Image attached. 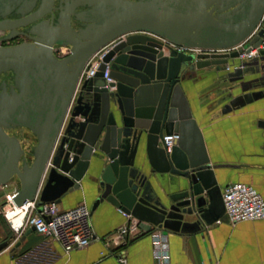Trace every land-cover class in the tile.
<instances>
[{"label":"water","instance_id":"1","mask_svg":"<svg viewBox=\"0 0 264 264\" xmlns=\"http://www.w3.org/2000/svg\"><path fill=\"white\" fill-rule=\"evenodd\" d=\"M51 1L45 12L0 22L3 32L33 25L29 43L0 47V76L12 74L10 84L0 82V188L17 181L13 207L60 204L85 178L97 192L93 210L107 204L146 233H195L216 222L224 206L215 171L227 166L210 163L184 83L213 68L237 84L222 114L264 96V0H77L54 25L41 20ZM119 38L93 77L80 79L89 59ZM163 40L231 51L187 54ZM60 48L68 53L56 56ZM247 75L257 77L244 82ZM252 84L262 90L250 92ZM8 130L35 138L31 161Z\"/></svg>","mask_w":264,"mask_h":264},{"label":"crops","instance_id":"2","mask_svg":"<svg viewBox=\"0 0 264 264\" xmlns=\"http://www.w3.org/2000/svg\"><path fill=\"white\" fill-rule=\"evenodd\" d=\"M195 73L184 83V92L210 163L227 166L215 171L221 198L226 185L239 182L252 186L264 200V96L222 114L233 97L228 89L237 84L223 82L213 68ZM256 77L247 75L244 82ZM253 85L250 92L262 90ZM96 196L84 178L79 190L57 204L61 211L79 204L89 208L95 239L86 248L65 253L58 243L29 228L20 234L10 231L0 244L7 240L0 264H121V256L125 264H154L149 234L153 229L118 244L111 236L131 217L107 204L93 210ZM193 220L185 217L187 222ZM217 221L195 233L167 232L170 264H264V220L231 224L223 213Z\"/></svg>","mask_w":264,"mask_h":264},{"label":"built area","instance_id":"3","mask_svg":"<svg viewBox=\"0 0 264 264\" xmlns=\"http://www.w3.org/2000/svg\"><path fill=\"white\" fill-rule=\"evenodd\" d=\"M256 29L252 35L246 39L242 44L232 50H238L247 43L256 33ZM154 37L153 35H150ZM123 38V37H122ZM122 38H119L109 45L103 47L96 52L87 62L80 79L91 78L95 74L100 62L109 48ZM171 49L194 54H207V55H219L227 54L231 50H201L192 49L182 46H176L168 43ZM57 50L59 56H64L67 53L65 51ZM262 47L254 49L249 55H243L241 58H252L258 54V51ZM228 70V69H226ZM108 67L104 73V80L106 85L111 82L108 77ZM177 136H167L164 138V144L167 149L171 147L173 138ZM17 190L7 194L5 201L9 208H13L12 198ZM222 202L224 206V214L231 224H236L246 221L264 220V200L261 195L252 186L244 183H231L226 185L222 192ZM41 211L37 210L35 203H30L24 207V214L20 224L14 227L11 220L5 214V218L10 224L12 231L15 234H20L27 228H34V232L40 236L50 238L62 248L65 253H69L73 250H79L86 248L94 239V233L91 225V212L85 204H79L69 210H59L57 204L46 203L41 205ZM22 210V209H21ZM20 211V210H19ZM219 223V221H217ZM144 234V231L139 227V222L131 218L126 224L118 227L115 233L111 236L118 244H126L128 240L136 238ZM153 244V260L154 264H170V256L168 250V234L163 229H153L149 233ZM121 264L126 263L124 256L119 257Z\"/></svg>","mask_w":264,"mask_h":264},{"label":"flooded vegetation","instance_id":"4","mask_svg":"<svg viewBox=\"0 0 264 264\" xmlns=\"http://www.w3.org/2000/svg\"><path fill=\"white\" fill-rule=\"evenodd\" d=\"M50 0H0V22L2 21H10L16 22L28 17L29 15L39 12V11H46L44 4L49 3ZM67 1L69 3H67ZM77 0H52L50 4V8L48 9L49 12L41 19L42 21H48V23L54 25L57 23L58 17L68 5L75 4ZM91 8L82 7L75 9V12H85ZM33 26L24 25L23 27H19L16 29H10L7 31H0V47L9 48L13 46L20 45L22 43H29L30 40L28 39V30ZM71 26L72 28L76 29L79 28L80 25L74 21L73 17L71 18ZM65 49V48H64ZM68 53V49H67ZM66 53V54H67ZM55 55L57 56V51H55ZM12 74L7 72L0 76V82H5L6 84L11 83ZM15 130H8L7 134L10 136L16 137L12 132ZM18 138V137H17ZM19 139V138H18ZM35 139V138H34ZM20 141V140H19ZM21 147L24 150L22 143L20 141ZM33 150V149H32ZM31 150V153H32ZM24 155L26 157V152L24 150ZM26 161L29 162L26 158ZM17 181L14 179L11 183ZM18 188V183H17Z\"/></svg>","mask_w":264,"mask_h":264},{"label":"rangeland","instance_id":"5","mask_svg":"<svg viewBox=\"0 0 264 264\" xmlns=\"http://www.w3.org/2000/svg\"><path fill=\"white\" fill-rule=\"evenodd\" d=\"M63 51V50H62ZM22 143V146L26 152V158L28 161H31V150L36 144L34 137L28 133L26 130H15L12 132ZM17 188V183L13 182L9 186L0 188V244L6 238V236L10 233L11 227L7 219L5 218V212L8 208L7 203L5 201V196L15 191Z\"/></svg>","mask_w":264,"mask_h":264},{"label":"bare ground","instance_id":"6","mask_svg":"<svg viewBox=\"0 0 264 264\" xmlns=\"http://www.w3.org/2000/svg\"><path fill=\"white\" fill-rule=\"evenodd\" d=\"M61 50L65 51L64 48H62ZM5 214L7 215V217L11 220V222L13 223L14 227H17L23 217L24 214V209L18 211V210H14L13 208H7Z\"/></svg>","mask_w":264,"mask_h":264},{"label":"trees","instance_id":"7","mask_svg":"<svg viewBox=\"0 0 264 264\" xmlns=\"http://www.w3.org/2000/svg\"><path fill=\"white\" fill-rule=\"evenodd\" d=\"M7 243V240H5V243H3L1 246H4Z\"/></svg>","mask_w":264,"mask_h":264}]
</instances>
